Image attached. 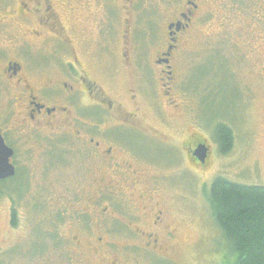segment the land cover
Listing matches in <instances>:
<instances>
[{"label": "rangeland", "instance_id": "374dc122", "mask_svg": "<svg viewBox=\"0 0 264 264\" xmlns=\"http://www.w3.org/2000/svg\"><path fill=\"white\" fill-rule=\"evenodd\" d=\"M58 1H61L58 10L62 21L76 44L96 39L90 23L94 18L102 19L104 13L108 15L109 8L118 19L124 18L122 0H106L103 9L104 0ZM185 1L137 0L134 37L139 39L138 44L150 46L152 50L162 49L173 13ZM193 1L199 10L185 32L174 61L176 78L171 91L179 114L165 105L162 91L157 87L160 78L155 72L154 96L161 101L162 105L157 108L166 114L167 121L157 122L150 111L147 113L151 116L146 114L144 119L159 129L179 130L181 135L185 133L188 142L195 139L209 149L206 165H198L191 159L188 145L186 162L168 170H161L160 163L151 164L146 170L155 176L164 172L169 175L170 186L161 193L171 209L172 216L167 222L176 230L175 237L160 241L154 252L146 249L144 242L135 243L137 248L124 240L111 243L105 249L98 246L94 243L99 236L97 223L87 227L89 231L82 230L83 222L73 220L70 209L63 205L68 199L64 195L66 187L75 191L69 196L74 198L75 206L87 203L89 196L82 190L90 185L87 186V180L81 183L77 177V165L81 161L67 160L71 156L64 159L63 149L54 155H40L37 150L31 160L24 161L23 153L27 149L47 144L54 138L47 134L27 136L25 129L18 128V139L8 136L15 145L14 162L18 172L27 174L30 183L28 194L20 195H13V190L19 193L25 190L24 175L16 184L12 181L0 185L3 188L0 264H107L112 260L117 264H229L234 261L231 245L214 219L208 193L212 182L219 177L239 184L264 186V0ZM19 2L0 0V73L8 57L21 59L23 40L27 39L34 53L27 54L32 63L39 56L52 54L51 39L34 42L30 38L32 26H26L18 17ZM101 41L104 43V37ZM112 55L107 58L104 51L95 52L94 62L87 59L83 64L91 74L100 66L118 72L114 78L117 88L110 95L124 100L128 78L121 67L119 48ZM13 96L0 75V126L11 127L17 123L15 115L6 119L13 113L5 111ZM219 123L233 131V147L227 154L221 152L216 138ZM37 191H42V196L36 195ZM79 193L83 201H79ZM28 199H36L32 208H28ZM54 204L60 205L58 210L52 207ZM73 221L78 225L75 228H72ZM108 251L114 257L106 262Z\"/></svg>", "mask_w": 264, "mask_h": 264}, {"label": "flooded vegetation", "instance_id": "af4514ba", "mask_svg": "<svg viewBox=\"0 0 264 264\" xmlns=\"http://www.w3.org/2000/svg\"><path fill=\"white\" fill-rule=\"evenodd\" d=\"M121 3L124 18L118 19L109 8L108 15L104 13L102 19L94 18L90 23L96 39L76 44L58 10L61 1L20 0L18 17L26 26H32L30 38L34 42L51 39L54 44L52 54L39 56L32 63L27 58V54L32 55V48L27 39L23 40L21 59L8 57L0 73L8 83V93L14 95L5 106L7 113L13 111L6 119L15 115L18 123L11 127L0 126L6 145L14 151L11 163L16 170L14 177L3 182H10L17 174L24 175L26 187L22 193H27L30 183L27 174L18 172L14 162L15 145L8 135L18 139V128L25 129L27 136L47 134L54 139L27 149L26 154L23 153L24 161L31 160L37 150L40 155H54L61 149L64 159L71 156L67 160L81 161L77 165V177L81 183L87 180L90 187L82 191L89 197L87 203L75 206L74 198H69L75 191L72 187L64 189L68 199L63 205L70 209L71 218L83 222L81 229L86 231L96 222L99 236L94 243L103 249L124 240L134 244L132 248L138 247L135 243L144 242L145 248L154 252L160 241L174 238L176 230L168 225L171 209L161 193L170 186L169 175L165 172L151 175L146 172L148 166L160 163L161 170L177 167L186 162L188 145L189 156L196 164L206 165L209 158L207 145L208 154L201 163L194 152L202 143L195 139L188 142L185 133L181 135L179 130L159 129L144 121L148 111L154 120L167 121L166 114L157 108L162 105L161 101L155 100L156 89L152 82L155 72L160 78L157 87L162 91L165 105L179 114L171 91L176 78L174 61L199 6L193 0H186L175 10L167 26V42L162 49L152 50L150 46L139 45V39L134 37L137 0ZM116 48H119L121 67L128 78L124 100L110 95L112 89L117 88L114 78L118 72L100 66L91 74L83 64L87 59L93 63V53L99 51H104L107 58L113 57ZM35 194L42 196V191ZM77 195L79 201H83L82 194ZM35 200H27L28 208L36 204ZM52 207L58 210L60 205ZM71 224L72 228L78 226L74 221ZM104 238L106 244L103 245ZM106 254V262L114 257L109 251ZM114 264L117 263L114 261Z\"/></svg>", "mask_w": 264, "mask_h": 264}, {"label": "trees", "instance_id": "16d2710c", "mask_svg": "<svg viewBox=\"0 0 264 264\" xmlns=\"http://www.w3.org/2000/svg\"><path fill=\"white\" fill-rule=\"evenodd\" d=\"M215 134L221 152H230L234 143L231 128L219 123ZM20 178L17 174L10 182L16 184ZM6 183L9 182L2 181L0 185ZM20 194L22 191L13 190V195ZM208 199L216 224L235 254L229 264H264V186L239 184L219 177L212 182Z\"/></svg>", "mask_w": 264, "mask_h": 264}, {"label": "water", "instance_id": "95a60500", "mask_svg": "<svg viewBox=\"0 0 264 264\" xmlns=\"http://www.w3.org/2000/svg\"><path fill=\"white\" fill-rule=\"evenodd\" d=\"M208 154V149L204 144H201L194 152V156L201 163L205 162ZM14 155L12 148L8 147L2 137L0 131V181L12 178L16 174L15 167L11 163V158Z\"/></svg>", "mask_w": 264, "mask_h": 264}]
</instances>
